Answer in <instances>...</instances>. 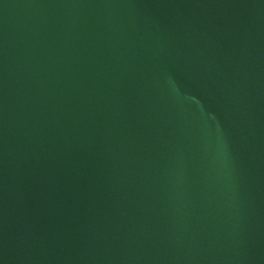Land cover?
Segmentation results:
<instances>
[{
    "label": "water",
    "instance_id": "water-1",
    "mask_svg": "<svg viewBox=\"0 0 264 264\" xmlns=\"http://www.w3.org/2000/svg\"><path fill=\"white\" fill-rule=\"evenodd\" d=\"M0 264H264V0H0Z\"/></svg>",
    "mask_w": 264,
    "mask_h": 264
}]
</instances>
